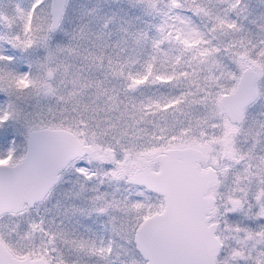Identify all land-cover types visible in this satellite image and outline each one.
Returning a JSON list of instances; mask_svg holds the SVG:
<instances>
[{
	"label": "snow or ice",
	"instance_id": "6c2138e0",
	"mask_svg": "<svg viewBox=\"0 0 264 264\" xmlns=\"http://www.w3.org/2000/svg\"><path fill=\"white\" fill-rule=\"evenodd\" d=\"M0 264H264V0H0Z\"/></svg>",
	"mask_w": 264,
	"mask_h": 264
}]
</instances>
